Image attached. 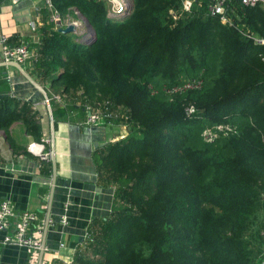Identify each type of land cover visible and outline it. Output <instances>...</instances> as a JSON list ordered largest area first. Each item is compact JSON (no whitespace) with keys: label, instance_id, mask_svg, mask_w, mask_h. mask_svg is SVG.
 <instances>
[{"label":"trees","instance_id":"16d2710c","mask_svg":"<svg viewBox=\"0 0 264 264\" xmlns=\"http://www.w3.org/2000/svg\"><path fill=\"white\" fill-rule=\"evenodd\" d=\"M130 2L127 14L109 16L106 0H53L62 16L75 7L96 40L50 23L33 59L69 109L104 102L128 130L93 153L118 206L88 227L71 264H261L264 5L226 0L228 24L208 0L186 12L180 0ZM187 81L200 85L168 91ZM19 103L0 98V129L22 120L34 134L32 103ZM219 123L236 131L206 141L203 131Z\"/></svg>","mask_w":264,"mask_h":264},{"label":"crops","instance_id":"0c3cea01","mask_svg":"<svg viewBox=\"0 0 264 264\" xmlns=\"http://www.w3.org/2000/svg\"><path fill=\"white\" fill-rule=\"evenodd\" d=\"M66 15L78 21L83 29L80 12L75 7H71ZM50 23L51 12L43 0H0V35L7 37L10 46L28 43L35 55L21 65L43 86L51 104L61 107L57 106V109L51 105L57 171L52 190L51 131L45 100L14 66L6 64L8 61L0 47V98L17 99L20 105L22 101L31 102L37 126L34 134L27 133L25 123L14 120L6 132L0 129V201L7 199L17 211H34L43 220L44 244L35 264H53L55 260L67 264L73 259L77 245L88 235V227L102 221L118 206L113 186L98 177L93 153L97 147L115 141L127 132L123 125L86 124V110H79L78 106L69 109L61 89L52 84V79L35 74L33 59L37 56L41 30ZM77 34L73 35L78 37ZM33 141L45 145L48 161L27 150L28 143ZM47 214L49 220L44 227ZM63 217L64 223L61 222ZM263 217L261 214V221ZM4 235L5 231L0 230V264H30L28 250L5 244Z\"/></svg>","mask_w":264,"mask_h":264},{"label":"built area","instance_id":"2783aa9c","mask_svg":"<svg viewBox=\"0 0 264 264\" xmlns=\"http://www.w3.org/2000/svg\"><path fill=\"white\" fill-rule=\"evenodd\" d=\"M17 2L18 0H13ZM197 0H180L182 10L184 12L189 11L190 8ZM226 0H211L208 3V10L211 15L219 16L222 23L232 24V20L227 14V6L225 5ZM47 9L51 12V23L55 29L59 27H66L69 24L74 25L76 32H80L82 28H80L79 22L71 19L70 16H62L57 9H55L53 5V0H43ZM106 2L110 3V8L112 7V11L110 12H122L124 5L121 4V0H106ZM240 3L244 6L252 7L257 4H263L264 0H240ZM260 43L264 44V38L257 40ZM0 47L1 53L6 61H16L20 64L28 61L29 59L34 57V53L31 51L28 43L20 42L19 44L10 46L7 43V37L4 35H0ZM200 85V81H187L182 87H171L168 89L170 92H177L179 90H185L188 88L198 87ZM56 98H59L57 96ZM88 114L85 120L86 124L91 125H112L113 123L117 124L115 121H112V118L118 117V114L114 113H106V112H97L93 109L90 110L89 107L85 109ZM187 114L190 115L194 112V107H187ZM112 117V118H111ZM111 118V119H110ZM122 119L126 118V116H121ZM126 127V125L123 123ZM224 127H214L207 128L211 133H206L207 129H205L202 133L204 139L206 141H212L214 138L218 136V132H222L223 134L234 133L236 131L235 126H230L227 124H223ZM127 129V127H126ZM45 145L41 142H30L27 145V150L34 155L38 156L39 159L43 161L49 160V153L45 152ZM61 222L64 223L65 219H61ZM0 230L5 231V235L3 237V242L5 244H13L19 247H25L29 252V263L35 264V261L38 257L39 250L42 249V232H43V220L40 215L34 211H17L14 209L13 205L9 200L3 199L0 201ZM88 235H85V239ZM67 264H71L72 260L66 262ZM264 264V261L262 262Z\"/></svg>","mask_w":264,"mask_h":264},{"label":"water","instance_id":"95a60500","mask_svg":"<svg viewBox=\"0 0 264 264\" xmlns=\"http://www.w3.org/2000/svg\"><path fill=\"white\" fill-rule=\"evenodd\" d=\"M131 8H132V6L130 4L129 6H124L122 9V12H118V13L112 12L108 15L111 16V15L127 14L131 10ZM173 15H174V13H173ZM80 16H81V20L85 24L86 30H85V28H83V29H81L83 31L76 32L74 25L69 24L66 27H59L58 31L63 32V33H78L77 34L78 35V38H77L78 41H80L84 44H87V45H91L96 40V33H95L93 27L88 22V20L83 15L80 14ZM6 64L14 66L23 75V77H25V79L41 93L42 97L45 100V103H46V106L48 109L50 131H51V137H50V143H51L50 157H51V164H52V187H51V189L53 190V185L55 183V177H56L57 171H56V159H55L54 117H53L50 98L47 95V92L43 88V86L39 85L33 79V77L23 68V66L20 63L11 60V61H8ZM52 190H51V193L49 196V208H50V204L52 201V193H53ZM49 208H48V213H49ZM48 220H49V214H47V216H46V219L44 222V227H47ZM43 244H44V242H43ZM42 247H43V245H42Z\"/></svg>","mask_w":264,"mask_h":264},{"label":"rangeland","instance_id":"374dc122","mask_svg":"<svg viewBox=\"0 0 264 264\" xmlns=\"http://www.w3.org/2000/svg\"><path fill=\"white\" fill-rule=\"evenodd\" d=\"M130 0H121V4L122 5H124V6H129L130 5ZM110 3H108L107 2V8H108V10H109V14L110 13H112V12H110V11H112L111 9H112V7L110 8ZM82 27L83 28H85V30H86V27H85V24L83 23V25H82ZM86 32V31H85ZM84 32V33H85ZM104 105V102H98L97 104H96V107H95V109H94V111H97V112H102V106ZM119 108L121 107V106H118ZM119 113H120V111H119ZM123 124V122L122 121H120L118 124H115V123H113L111 126H113V125H122ZM223 124H221V123H219V124H216L215 125V127L216 128H218V127H224V126H222ZM124 126V125H123ZM123 129H126V127L124 126V128ZM128 130L126 129V132H127ZM206 133H211L212 134V131H210L209 129H207V131H206ZM126 135V134H125ZM259 221H261V217H259Z\"/></svg>","mask_w":264,"mask_h":264}]
</instances>
